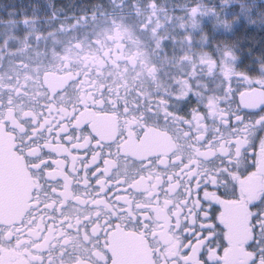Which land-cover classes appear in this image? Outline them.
Here are the masks:
<instances>
[{
  "label": "flooded vegetation",
  "instance_id": "flooded-vegetation-1",
  "mask_svg": "<svg viewBox=\"0 0 264 264\" xmlns=\"http://www.w3.org/2000/svg\"><path fill=\"white\" fill-rule=\"evenodd\" d=\"M69 1L40 38L0 9V264H264V55L190 0Z\"/></svg>",
  "mask_w": 264,
  "mask_h": 264
},
{
  "label": "rangeland",
  "instance_id": "rangeland-1",
  "mask_svg": "<svg viewBox=\"0 0 264 264\" xmlns=\"http://www.w3.org/2000/svg\"><path fill=\"white\" fill-rule=\"evenodd\" d=\"M62 3L60 6L55 7L53 0H10L8 4L1 0L0 9L3 6L18 12L25 10L27 16L17 17L15 24L18 29H21L20 24H25L28 27H39L38 36L40 38L42 35L40 32H44L43 27H51L50 21L53 17H57L55 16L57 12L62 11L66 7L74 8L76 5V2H70L69 0H65ZM190 3L191 8L186 9L185 13H183L187 16L183 18L184 20L193 15L191 21H187L188 23L200 27L202 26V21H204L208 24L207 26L212 30L213 34H216L214 36L221 41L257 49L264 55V37L256 36L259 35L256 29L264 27L263 2L255 0H190ZM233 7H237V9H232ZM2 21L3 19H0V24H2ZM179 29L182 30V28ZM235 35L236 38H233ZM8 37L3 34L0 37V43L10 39Z\"/></svg>",
  "mask_w": 264,
  "mask_h": 264
},
{
  "label": "water",
  "instance_id": "water-1",
  "mask_svg": "<svg viewBox=\"0 0 264 264\" xmlns=\"http://www.w3.org/2000/svg\"><path fill=\"white\" fill-rule=\"evenodd\" d=\"M21 164L9 147V140L0 128V220L13 211L18 213L29 198ZM27 191V192H26Z\"/></svg>",
  "mask_w": 264,
  "mask_h": 264
}]
</instances>
